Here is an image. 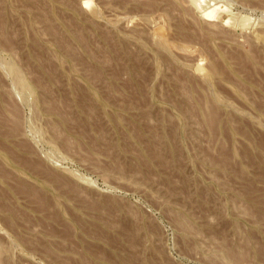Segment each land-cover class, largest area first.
Instances as JSON below:
<instances>
[{
    "label": "rangeland",
    "instance_id": "rangeland-1",
    "mask_svg": "<svg viewBox=\"0 0 264 264\" xmlns=\"http://www.w3.org/2000/svg\"><path fill=\"white\" fill-rule=\"evenodd\" d=\"M0 264H264V0H0Z\"/></svg>",
    "mask_w": 264,
    "mask_h": 264
}]
</instances>
